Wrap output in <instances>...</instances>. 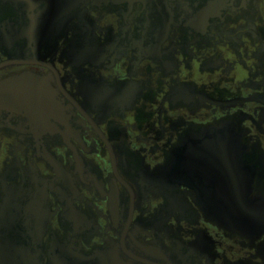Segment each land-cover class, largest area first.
<instances>
[{
  "label": "flooded vegetation",
  "instance_id": "af4514ba",
  "mask_svg": "<svg viewBox=\"0 0 264 264\" xmlns=\"http://www.w3.org/2000/svg\"><path fill=\"white\" fill-rule=\"evenodd\" d=\"M0 264H264V0H0Z\"/></svg>",
  "mask_w": 264,
  "mask_h": 264
}]
</instances>
